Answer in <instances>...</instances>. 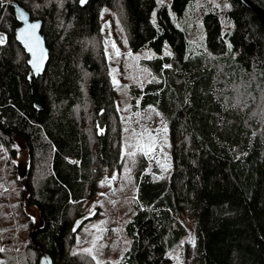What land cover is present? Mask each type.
Returning <instances> with one entry per match:
<instances>
[{
	"label": "trees",
	"instance_id": "16d2710c",
	"mask_svg": "<svg viewBox=\"0 0 264 264\" xmlns=\"http://www.w3.org/2000/svg\"><path fill=\"white\" fill-rule=\"evenodd\" d=\"M10 1L42 21L41 108ZM193 1L0 0V232H25L21 248L7 237L2 264H36L41 250L53 264H172L183 213L194 224L191 264H264V21L241 0H199L202 48L191 56L176 24ZM248 1L264 12V0ZM109 18L131 53H153L140 62L156 81L128 90L132 116L151 105L171 135L168 175L152 178L134 156L139 194L114 262L72 251L83 200L126 157L104 55Z\"/></svg>",
	"mask_w": 264,
	"mask_h": 264
},
{
	"label": "rangeland",
	"instance_id": "374dc122",
	"mask_svg": "<svg viewBox=\"0 0 264 264\" xmlns=\"http://www.w3.org/2000/svg\"><path fill=\"white\" fill-rule=\"evenodd\" d=\"M198 6H200L199 0L193 1L191 6L188 5L182 19L176 24L183 27L187 33L191 56L202 48L200 44L202 28L199 26ZM109 19H104L101 26V30L105 34L104 55L110 69L112 83L113 78L119 83V87H114L117 92L118 114L123 120L122 142L124 148L122 147V150L126 151V157H121L119 167L107 171L108 173H100L96 179L94 190L91 192L94 194L91 196L90 193L83 200L84 215L82 218L84 222L75 233L72 251L92 249V256H95L96 260L114 262L120 257L121 248L126 246L121 228L123 229L129 217L135 213V203L139 194V184L134 173L135 159L134 156L128 154L131 152L141 154L148 164L144 173L152 170V178L168 175L171 171V135L167 124L156 111H153L154 107L151 105L139 109L135 116H132L128 90L130 85L135 83L145 85L149 81H156L150 71L140 62L142 58H152L153 53L150 50L145 54L131 53L125 34L123 35L124 31L117 21L115 24L112 19ZM113 44L118 49L119 56L113 50ZM146 132L151 133L156 139L154 152L149 156L143 155L134 147H129L138 141L145 142L147 140ZM113 175L117 177L115 180L111 179ZM102 182L103 186H101ZM94 205L95 208H93ZM90 209L95 212V215L89 217ZM183 214L182 222L187 229L186 235L178 244L167 250V256L171 259L172 264H191L195 241L194 224L187 213ZM85 217L89 218L85 219ZM94 225L99 226L102 231H97L93 227ZM13 228L0 232V248L10 247L7 243L8 236H12L10 241L12 246H20V248L23 246L25 232L21 223L15 224ZM97 237L99 239H96ZM94 240L95 246H93Z\"/></svg>",
	"mask_w": 264,
	"mask_h": 264
},
{
	"label": "snow or ice",
	"instance_id": "6c2138e0",
	"mask_svg": "<svg viewBox=\"0 0 264 264\" xmlns=\"http://www.w3.org/2000/svg\"><path fill=\"white\" fill-rule=\"evenodd\" d=\"M81 4L83 5L84 3H86V0H80ZM227 7V5H226ZM155 15V14H154ZM19 19L24 20L26 22V26L25 28L21 29L19 34H18V38L21 39L24 43L25 46L28 48V50L32 53L33 56V67L34 69L39 72L41 70V65L43 60L45 59V53L42 47H40V40L38 37L35 36V32L36 30L40 27L39 23H27V15L24 12H20L19 13ZM4 42V37L0 36V44H2ZM113 50L115 51L116 55L119 56L120 53L118 51V49L115 48V45H112ZM229 48H231V45H229ZM166 54H170V53H166ZM129 55H131V53H129ZM165 67H169L168 65H165ZM113 85L115 87H119V83L118 81L115 80V78H113ZM153 111H155V109H153ZM158 114V113H157ZM166 131V129H165ZM133 135H135V133H133ZM147 140L143 143H141L140 141H138L135 145H129V147H134L137 150H139L143 155L145 156H149L150 154H152L154 152L155 146H156V139L155 137H153L151 135V133H147ZM128 155L130 156H135L136 153L135 152H131ZM117 177L116 175H113L111 177L112 180H115ZM103 186V182L102 185ZM103 195V194H101ZM93 208H95V205L93 206ZM91 215H95V212L90 209L89 210V217ZM89 217H85V219H88ZM81 221L77 222L76 227L80 226ZM76 227L73 228V231L76 230ZM93 227H95L97 229V231H102V229L99 226L94 225ZM96 239H99V237H97ZM79 243V240L77 241ZM93 246H95V240L93 241ZM4 249L0 248V252H3ZM86 254L88 255H92V249H85L84 250ZM93 259H96L95 256L92 257ZM0 264H2V262H0ZM99 264V262H98Z\"/></svg>",
	"mask_w": 264,
	"mask_h": 264
},
{
	"label": "water",
	"instance_id": "95a60500",
	"mask_svg": "<svg viewBox=\"0 0 264 264\" xmlns=\"http://www.w3.org/2000/svg\"><path fill=\"white\" fill-rule=\"evenodd\" d=\"M89 0H86V3H84L83 5L81 4L80 0H78V4L79 6H84L87 4ZM246 6H248L249 8H251L252 10H254L255 12H257L263 19L264 21V12L259 9L258 7H256L255 5H253L252 3H250L248 0H241ZM9 5L13 8L14 11V15L16 20L18 21V26L15 29V39L16 41L19 43V45L21 46V48L24 50V52L27 54L28 56V66L30 68V72L28 74V80H29V84H30V88H31V93L34 95V106L36 108H41L42 107V100L40 99V97L38 95H36V87H35V83H34V77H37L39 75H41L44 70H45V66L46 63L48 61L49 58V51L48 48L46 47V42L45 39L43 37V35L41 34V26H42V21L39 19H30V15L29 13L20 5H18L16 2L14 1H10ZM24 12L28 19H27V23H39L40 27L36 30L35 32V36L39 38L40 40V47L43 48L44 53H45V59L42 62L41 65V70L39 72H37L34 67H33V56L32 53L28 50V48L25 46V43L18 38V34L20 32L21 29L25 28L26 26V22L24 20L19 19V13L20 12ZM36 264H53L52 258L44 253L42 250L40 251V255L38 257L37 263Z\"/></svg>",
	"mask_w": 264,
	"mask_h": 264
}]
</instances>
